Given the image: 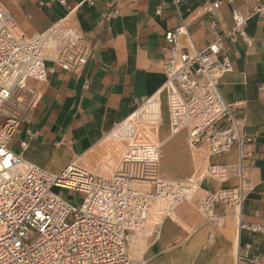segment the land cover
<instances>
[{"label": "built area", "instance_id": "1", "mask_svg": "<svg viewBox=\"0 0 264 264\" xmlns=\"http://www.w3.org/2000/svg\"><path fill=\"white\" fill-rule=\"evenodd\" d=\"M222 2L229 6L232 26L220 34L210 20L207 28L214 39L205 47L188 49L181 44L187 25L183 18L164 33L168 54L162 62L161 91L169 134L185 131L188 146L207 147L209 157L233 147L238 150V160L231 166L209 163L202 175L187 179L160 174V149L150 141L128 143L113 168L106 159L97 160L90 169L70 163L56 173L13 152L8 144L17 127L29 121L40 98L29 81L46 78L48 61L80 72L92 46L61 20L28 37L0 3V264H133L127 252L128 232L142 229L152 217L155 224L170 217L204 177L219 182L231 175L238 179L234 188L203 194L199 211L206 221L215 218L216 203L240 208L245 192L243 146L251 139L236 116L238 103L225 101L221 94L222 77L231 70L222 39L248 43L249 38L247 17L232 6V0L206 3L203 11L210 12ZM252 12L264 13L260 0H255ZM161 121L162 101L156 92L115 125H127L131 132L114 134L132 139L138 126ZM20 146L25 149L26 142ZM53 188L80 197L69 201ZM251 260L262 262L264 255L253 254Z\"/></svg>", "mask_w": 264, "mask_h": 264}, {"label": "crops", "instance_id": "2", "mask_svg": "<svg viewBox=\"0 0 264 264\" xmlns=\"http://www.w3.org/2000/svg\"><path fill=\"white\" fill-rule=\"evenodd\" d=\"M64 1L0 0L26 36L61 20L92 46L80 72L60 69L48 61L46 78L29 81L40 98L29 121L17 127L8 144L25 161L52 173L76 161L88 169L94 166L98 159L90 158V151L105 135L116 131L125 134L127 125H115L141 100L159 92L163 108L162 62L168 54L164 33L179 26L181 18L187 23L181 44L188 49H201L214 39L207 28L210 20L216 22L220 34L232 26L230 9L224 2L210 12L203 11L206 3L215 0H178L177 4L173 0ZM260 1L264 5V0ZM254 5L255 0H232V6L247 17L249 42L222 39L231 70L222 77L221 94L225 101L238 103L236 116L251 139L243 146L241 160L242 204L236 208L216 203L215 218L204 221L198 209L203 194L234 188L238 179L234 175L222 182L202 178L192 196L178 204L170 217L154 229L145 227L140 232L157 264H264L251 260L253 254L264 255V13H253ZM21 142H26L25 149ZM161 143L159 172L163 177L187 179L197 167H204L194 166L185 131L166 136ZM198 149L204 150L208 164L231 166L238 160L236 147L214 157H209L207 147ZM137 235L128 232L130 258L128 246Z\"/></svg>", "mask_w": 264, "mask_h": 264}, {"label": "rangeland", "instance_id": "3", "mask_svg": "<svg viewBox=\"0 0 264 264\" xmlns=\"http://www.w3.org/2000/svg\"><path fill=\"white\" fill-rule=\"evenodd\" d=\"M0 124H1V117H0ZM131 132V129H127L125 134H129ZM136 135L132 139H126V138H117L115 137L116 134H109L105 135L102 139V141L90 151V158H95L101 161H106V159H110L111 162L109 163V168H113L114 164L119 159L122 151L124 150L125 146L130 142H145L150 141L158 144L160 149V155H162V140L166 136H171L168 131V120H167V111L166 106L164 105L162 108V121L160 124L157 125H140L136 128ZM124 134V133H123ZM190 157L191 159H194V166H204V167H197L196 170L189 176H200L203 174L205 168L207 167L208 163L204 162V150H197L190 147ZM165 156H168V148L165 147L164 149ZM86 160L87 155L84 157ZM186 159H188V156H186ZM164 162L169 165L168 158L164 159ZM76 164L81 165L79 161H76ZM53 191L62 195L64 198H66L69 201H74L75 199H78L80 197L79 194H74L72 192H68L65 190H62L60 188H53ZM199 209V204H198ZM204 219V218H203ZM205 221V219H204ZM157 222V219L152 217L150 218L144 225V227L140 230L131 231L133 235L136 236L138 234V237L133 238L132 246H128V250L130 253V256L132 260H134V264H157L156 261V255L154 252H152L151 249H148V243L143 241V238H141V231L145 227H150L154 229V225ZM136 233V234H135ZM131 241V240H130ZM126 242H128V234L126 235ZM144 249V250H142ZM143 251V252H142ZM142 252V253H141Z\"/></svg>", "mask_w": 264, "mask_h": 264}]
</instances>
